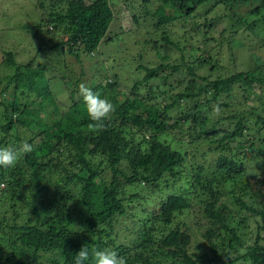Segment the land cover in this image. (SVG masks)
I'll return each mask as SVG.
<instances>
[{"label": "trees", "instance_id": "obj_1", "mask_svg": "<svg viewBox=\"0 0 264 264\" xmlns=\"http://www.w3.org/2000/svg\"><path fill=\"white\" fill-rule=\"evenodd\" d=\"M124 5L133 27L113 38ZM34 7L24 26L31 41L22 43L29 41L31 59L20 64L0 48L9 70L0 132L7 139L31 131L34 148L0 167V230L12 236L0 264H75L84 245L113 250L126 264H264V62L231 74L213 47L226 42L233 51L243 24L251 32L264 24V0H35ZM218 7L229 15L209 18ZM225 20L231 35L225 28L216 38ZM145 32L144 41L136 36ZM163 44L180 56L174 64ZM151 54L162 58L157 67ZM87 65L95 70L89 87L116 109L98 133L87 128L71 77L63 110L57 78L46 75L57 67L83 77ZM123 69L132 79L145 73L131 91L121 84ZM174 73L189 78L175 86ZM152 80L161 83L143 94ZM193 208L203 250L185 219Z\"/></svg>", "mask_w": 264, "mask_h": 264}, {"label": "rangeland", "instance_id": "obj_2", "mask_svg": "<svg viewBox=\"0 0 264 264\" xmlns=\"http://www.w3.org/2000/svg\"><path fill=\"white\" fill-rule=\"evenodd\" d=\"M90 1H92V0H87V2H90ZM132 2H133V5H132L133 9L137 10L136 11L137 14H140L139 4H137L134 1H132ZM21 3H24L25 6L21 5ZM34 3H35V0H0V14H2V13L5 14L4 17L0 20V29H2V31L6 32L8 29H10V27H12V30L7 31L4 34V36L0 39V48L4 49L6 52H9V51L14 52L15 53V59L20 64L26 63L27 60H30L31 56H32V55L29 56V53L27 54V56L26 55L24 56V50H26L28 48V46H29L28 42L31 41V36L24 29V26L31 24V19L29 16L31 14L34 16V14H33V10L35 9ZM28 4L30 7L28 6ZM221 8L222 7H218L209 16V18H215L217 16L219 17V16L224 15V14H226V16L229 15L230 12L225 13L224 9L221 10ZM120 10H121V14L118 15L119 18L116 17L117 19H115V21H114V27L110 31V36H112L113 38L115 37V34H118V33L123 32L125 30H129L130 28L133 27V24L131 22V16L133 15L131 13L132 12L131 6L130 5H128V6L124 5L122 7L120 6V7H117L115 11H116V13H119ZM233 27L231 25V28H233ZM263 27H264V24L258 25L256 30L254 32H251L243 24V27L239 29L240 30L239 34L236 36L233 35V37H232L236 40L235 41L236 47H234L235 50H233V51L230 50L229 44H227L226 42L223 44V46L222 45L218 46V44L216 42L213 43V47L214 46L216 47V52H214V55L219 53V59L221 60V63L223 64V66L226 67V69H228V71L231 74H235L239 71H241V72L242 71H248L253 66H256V60L255 59H260L262 62H264V30H263ZM225 28L228 29L227 20H225L224 23H223V21H219L216 25V29L213 31L215 37L219 38L220 33H222ZM229 30H230V28L225 31L227 38L231 35L229 33ZM176 33L180 34L178 31ZM146 34L147 33L145 32L144 34H142L140 36H138V34H136V36L140 39H143V41H144V39L147 37ZM25 38H28L29 41H26V44L22 45V43L25 42ZM121 38H123V37H121ZM114 45L115 46H113V48H109L108 50L104 51V53L107 54L108 56L109 55L110 56L115 55L116 51H112V50L116 49V46H117L116 41H115ZM164 47H165V45L163 44L162 48L164 49ZM22 49H23V53H22ZM165 49L171 50V52H172L171 58L168 62H169V64H170V62H173V64H174V62L176 60H178L180 58V56H178L175 53V49L174 50L170 49L168 46H166ZM5 51H3V53L0 52V93H1L2 89L4 88L5 84L7 83V81L5 80L4 77L9 75V70H6L4 65H3V61L6 58L5 57ZM127 51H130L129 48H127ZM132 52L133 53H131V55L136 54L134 51H132ZM161 52H162L161 54H164L163 50ZM47 57H49V56H47ZM44 58L39 59L40 61H38V63L41 61L42 62L48 61V60L47 61L44 60ZM149 58H151L150 64L152 65V67H157L159 64H161L160 61L162 60V58H158L154 54L153 55L151 54ZM119 59H124V55H122ZM92 65H91V69L88 68L89 65L84 67V68H86L85 72H87V74L83 77L79 73L80 70L76 69V67H75L76 71L72 72V70H70V73H68V71H63L62 73H59L57 70V67H51L46 72L47 76L56 77L57 78L56 80L57 81L59 80L58 83H56L57 81L54 82L57 85V87L55 86L54 88H55V93L59 96L58 101L60 104H62L61 108L63 110L67 109V107L70 105L69 92H70L71 88H69L67 86L68 77H71L70 86L74 87L76 89L77 96H80L79 95V89H78V85H79L78 80H81L83 83H85L89 87L91 75H93L91 73V71H93L95 73V70L93 69ZM97 68H101V66H98ZM169 71L170 70L167 69V71H165V72L168 73ZM126 72H127V70L123 69V73L121 75L125 74ZM206 73H207V71H206ZM206 73L202 72L201 74L206 75ZM140 74L141 75L139 77H136L135 79H132L130 77L128 78L127 74H125L122 77L123 83H121L123 88L125 90L131 91V88L135 84L137 78H140L141 76H142V78H144L145 73L140 72ZM62 78H65V82L62 81ZM188 78L189 77H187V76L185 77L183 75H178V73H174L172 75L170 81L172 84H175V86H177L179 81H186L187 82ZM210 78L214 80L216 77L214 75L213 76L210 75ZM81 81H79V82L81 83ZM160 83L161 82L159 80H152L150 84L143 85L142 86L143 94L148 93V91H149L148 88L151 87V85L156 86L157 84H160ZM177 90H179V89H177ZM177 90H175V91H177ZM6 96L7 95H4V98H6ZM1 111H2V108L0 107V113H1ZM178 113H179V110H175L173 112V116H177ZM46 116H48V114ZM27 119L30 120L31 118L27 117ZM48 122L52 123L49 116H48ZM2 125L3 124L0 121V127L1 128H2ZM26 132H27V130H25L24 134H23L22 131H20V132H18V134L12 135V137H9L7 139H4L3 134L0 132V145H1L0 147L1 148L2 147H11V148L17 147V143H20L21 140L27 141V139L25 137ZM30 132L31 131H28L27 133H30ZM17 136L19 137V139L15 138ZM211 158L212 157H210V159ZM252 167L253 166L249 165L250 169ZM248 171L253 176H256L257 174H261V172H263L260 170L255 171L254 169H252L251 171L250 170H248ZM247 180H249V179H246L245 183L248 182ZM32 189H31V191H32ZM32 193H33V196L36 195V191L33 190ZM249 198L250 197H247L246 199L248 200ZM229 202H230L231 206L234 205L232 196H230ZM154 204H156V203H154ZM7 206L9 208L8 204H7ZM153 207H154V205H152V204L147 206V208H153ZM195 216L201 217V214L199 213L198 209L193 208V211L191 212L190 216H185V219H186V217H189V218H187L188 220H186V221H188V224L190 226H192L194 233L196 232L195 236H197V240H193V241H195L197 245L200 244V242H202V249L201 250H203L206 247L204 246V241H201L202 235H201L200 231L197 232L198 229L196 227L197 225L195 222V220H196ZM120 230H121V228H120ZM126 235H128V234L126 233ZM11 238H12V236L7 235L5 232H2L0 230V253H1L2 249H6V243ZM253 243H254V241H252L250 243V245H252ZM4 252L6 253L9 251H4ZM9 253H11V252H9Z\"/></svg>", "mask_w": 264, "mask_h": 264}, {"label": "clouds", "instance_id": "obj_3", "mask_svg": "<svg viewBox=\"0 0 264 264\" xmlns=\"http://www.w3.org/2000/svg\"><path fill=\"white\" fill-rule=\"evenodd\" d=\"M78 89L90 121L87 125L88 130L93 133L103 131L105 121L109 120L116 110L115 106L107 97L102 98L98 92H94L85 83H80ZM215 110L219 111V108L217 107ZM33 150V145L27 141H22L15 148H0V167H14L23 156L33 152ZM74 256L75 264H84L90 258L94 264H126L125 258L119 256L115 251L101 250L95 246L90 249L84 245Z\"/></svg>", "mask_w": 264, "mask_h": 264}]
</instances>
